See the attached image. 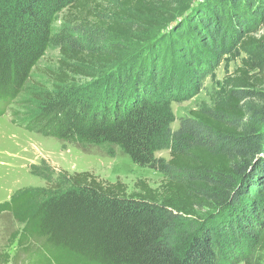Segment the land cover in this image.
Listing matches in <instances>:
<instances>
[{"label": "trees", "instance_id": "obj_1", "mask_svg": "<svg viewBox=\"0 0 264 264\" xmlns=\"http://www.w3.org/2000/svg\"><path fill=\"white\" fill-rule=\"evenodd\" d=\"M114 1L0 0V99L15 101L58 47L53 87L34 86L29 124L63 141L119 147L164 182L140 179L130 192L121 180L75 172L31 205L30 191L19 194L23 205L16 198L9 209L28 221L25 237L63 264H264V109L252 105L264 100V0L199 4L178 32L128 61L120 39L175 2ZM238 48L249 58L226 99L174 129L173 103L195 97Z\"/></svg>", "mask_w": 264, "mask_h": 264}, {"label": "rangeland", "instance_id": "obj_2", "mask_svg": "<svg viewBox=\"0 0 264 264\" xmlns=\"http://www.w3.org/2000/svg\"><path fill=\"white\" fill-rule=\"evenodd\" d=\"M174 2L172 7L164 11L163 17L146 18L145 24L139 26V31L120 39L124 46V61L142 56L149 47L157 48L163 44V37L169 32H176L189 12L210 0ZM115 4L114 0H110L109 6ZM248 58L246 51L236 49L207 75L195 97L174 102L177 120L173 128L178 127L182 117L189 116L192 110L205 103L213 105L223 102L228 95L229 78ZM59 59V48L50 47L34 69L27 90L15 101L0 99V264H63L54 258L51 249L45 247L42 241L25 237L28 221L19 220L8 206L19 194L30 191L34 196L31 205L48 190H54V184L63 181L67 174L83 171H89L104 181L121 180L130 192L135 190V184L140 179L146 180L154 188L160 187L165 180L162 172L136 164L119 147L63 141L42 132L36 124H29V116L37 107L32 90L40 84L53 87V71L57 69ZM92 80L79 77V84ZM259 91L264 94V85L259 87ZM252 105L261 111L264 109V100H254ZM157 155L170 158L168 150L159 151ZM17 200L20 208L25 198Z\"/></svg>", "mask_w": 264, "mask_h": 264}]
</instances>
